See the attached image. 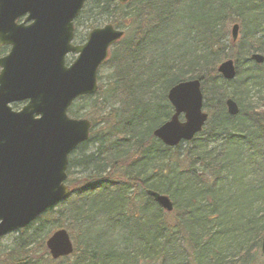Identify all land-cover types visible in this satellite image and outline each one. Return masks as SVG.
Returning a JSON list of instances; mask_svg holds the SVG:
<instances>
[{
  "label": "trees",
  "instance_id": "obj_1",
  "mask_svg": "<svg viewBox=\"0 0 264 264\" xmlns=\"http://www.w3.org/2000/svg\"><path fill=\"white\" fill-rule=\"evenodd\" d=\"M192 3L203 13L185 34L190 47L172 53L169 24ZM88 16L89 28L106 20L127 39L110 49L96 95L68 110L92 125L68 160L72 195L2 239L0 264H54L45 241L58 229L74 247L65 264H264V64L249 60L264 56V0H88L78 19ZM224 60L236 65L231 82L216 72ZM191 79L201 81L209 120L191 142L168 148L152 134L172 115L168 90ZM227 87L236 117L226 113ZM253 89L258 101L246 103ZM148 191L167 196L172 213Z\"/></svg>",
  "mask_w": 264,
  "mask_h": 264
},
{
  "label": "water",
  "instance_id": "obj_2",
  "mask_svg": "<svg viewBox=\"0 0 264 264\" xmlns=\"http://www.w3.org/2000/svg\"><path fill=\"white\" fill-rule=\"evenodd\" d=\"M86 2L0 0V46L9 47L0 58V240L28 227L70 195L65 185L68 158L88 140L91 125L70 118L67 111L76 99L97 91L98 68L124 35L106 25L90 31L83 45L73 46V23ZM237 37L234 25L232 43ZM68 55L77 58L66 66ZM250 60L260 65L264 56L254 54ZM217 73L232 81L236 69L228 60ZM200 85V80H188L168 91L173 115L152 134L164 146L190 142L201 132L208 115L203 112ZM23 102L19 111L12 110L13 104ZM225 106L229 116L239 113L232 99ZM146 194L163 212L172 213L167 196ZM45 247L53 260L73 253L64 229L54 232ZM260 253L264 257V236Z\"/></svg>",
  "mask_w": 264,
  "mask_h": 264
},
{
  "label": "rangeland",
  "instance_id": "obj_3",
  "mask_svg": "<svg viewBox=\"0 0 264 264\" xmlns=\"http://www.w3.org/2000/svg\"><path fill=\"white\" fill-rule=\"evenodd\" d=\"M202 13L203 12L201 10L200 3H192V4H187V5L182 6L180 8V10L178 11L177 15L172 18V20H171V22L169 24L168 31L166 32L167 33L166 34L167 41H169L170 43L173 44L171 46L172 53H177L179 50H181L182 47L183 48L186 47V46L190 47L191 42H189L188 40H186L187 43L183 44V40L185 39V34H186L187 30H189L190 28L194 27V25H196V21L200 19ZM90 19H92V16H90V17L88 16V17H85L83 19H78L77 18L75 20V22H74L75 31H73L74 32V37H73L74 45L83 44L85 42V40L87 39L89 31H91L92 29L101 28L104 25H112V24H110V22H108L106 20H97V22L95 24H92V22H91V24L94 25V26L92 28H89L88 25H89V20ZM123 32H124V30H123ZM161 37L159 39H157V41L159 43H161V42H163L165 40V36H163L162 38ZM126 39H127V33L124 32V36L122 37V39L119 42L116 43V45L118 43H120L122 40H126ZM72 59H73L72 56H69L67 58V60L69 62L72 61ZM107 71H108L107 68H105L103 66L99 67L98 77L101 79V81H98L97 91L94 93L95 95H96V93L99 90V84H103V85L105 84V78L107 77V74H108ZM225 92L228 94L227 97L225 98V100L228 99V98H232V95H231L232 88L231 87L225 88ZM258 96H259L258 94L256 95L255 89H253L251 94L248 97V100H246V103H256L258 101L257 100ZM236 104H237V102H236ZM91 130H92V128H90V132H91ZM89 151H92V148L88 149L87 153H89ZM259 175H260L259 172H257L255 175H253V174L252 175H248L246 177L245 181H247V182L250 181V180L254 181V180H256L259 177ZM97 193L99 194V192H95V194H97ZM62 208H63V205L59 204V206L56 208V210H59V209H62ZM55 216H57V214L53 215V217H55ZM260 216H261V214H260ZM64 219L67 222V219L66 218H64ZM62 222H63V220L60 221V223H62ZM63 224H66V223L64 222ZM0 241H1L2 245L8 244L5 241H2V240H0ZM2 247L0 249H2ZM54 262H55L54 264H65V261L63 259H60V260H57V261H54Z\"/></svg>",
  "mask_w": 264,
  "mask_h": 264
},
{
  "label": "flooded vegetation",
  "instance_id": "obj_4",
  "mask_svg": "<svg viewBox=\"0 0 264 264\" xmlns=\"http://www.w3.org/2000/svg\"><path fill=\"white\" fill-rule=\"evenodd\" d=\"M81 45V44H80Z\"/></svg>",
  "mask_w": 264,
  "mask_h": 264
}]
</instances>
